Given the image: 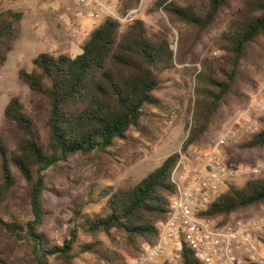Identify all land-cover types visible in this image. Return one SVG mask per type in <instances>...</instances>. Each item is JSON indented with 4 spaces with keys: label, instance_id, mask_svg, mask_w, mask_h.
<instances>
[{
    "label": "trees",
    "instance_id": "trees-1",
    "mask_svg": "<svg viewBox=\"0 0 264 264\" xmlns=\"http://www.w3.org/2000/svg\"><path fill=\"white\" fill-rule=\"evenodd\" d=\"M139 2L119 0L116 16L125 19ZM155 6L178 31L176 50L166 25L151 31L142 20L105 15L77 56L41 53L30 71H19L39 102L35 113H27L16 98L4 110L13 132L0 134V264H131L167 218L178 153L134 186H92L74 202L59 235L47 227V173L76 156L108 159L119 142L134 141L132 134H141L145 125L165 123L176 109L165 98H180L172 90L180 84L174 75L185 64L200 68L193 74L182 151L206 147L222 111L248 101L252 77L264 71V0H158ZM22 20V13L0 11V66ZM237 147L264 150V118L259 131ZM89 206L98 210L85 211ZM260 206L264 178L249 179L229 185L207 216L227 222ZM181 264L203 263L184 248Z\"/></svg>",
    "mask_w": 264,
    "mask_h": 264
},
{
    "label": "rangeland",
    "instance_id": "rangeland-1",
    "mask_svg": "<svg viewBox=\"0 0 264 264\" xmlns=\"http://www.w3.org/2000/svg\"><path fill=\"white\" fill-rule=\"evenodd\" d=\"M157 1L140 0L137 8L129 13L130 19L142 20L151 31L162 30L166 25L171 31V46L176 50L178 31L169 25L161 11H156ZM106 3L109 5L110 0H106ZM4 10H13L23 15V20L16 26L11 51L0 66V134L10 136L13 130L4 122L7 104L16 98L24 105L27 113H35L39 102L20 81L19 71H30L32 61L41 53L66 54L71 57L80 54V46L88 34L102 23L106 13L97 7L79 6L71 0H0V11ZM90 11L95 13L94 17L88 16ZM215 34L206 39L205 49L211 45ZM179 68L182 70L174 75V81L180 84L172 90L180 98L175 101L165 98L170 105L176 106L165 123L145 125L141 134H132L134 141L119 142L108 159L97 155L76 156L62 168L47 173L46 181L50 191L44 195V200L51 212L47 224L51 234L59 235L64 231L74 202L85 196L92 186L97 189L134 186L167 157L178 153L187 139L186 124L190 115L186 107L193 74L200 66L185 64ZM252 80L253 84L247 89L248 101L244 105L224 109L222 118L207 136L206 147L214 144L217 136L234 126L236 121L244 120V130L226 147L227 162L239 170V175L222 186L220 192L226 191L231 184L240 186L249 179L264 178V150H241L237 147L259 131L260 119L264 118V114L257 112L258 105L264 104V71L253 76ZM249 126H252L251 130H248ZM38 127L44 141L45 130L41 123H38ZM190 150L195 151L197 148L191 147ZM255 168L260 170V174L251 175L250 172ZM97 210V207L89 206L85 211L93 213ZM233 219L264 222V206L235 215ZM52 264L60 263L52 261Z\"/></svg>",
    "mask_w": 264,
    "mask_h": 264
},
{
    "label": "built area",
    "instance_id": "built-area-1",
    "mask_svg": "<svg viewBox=\"0 0 264 264\" xmlns=\"http://www.w3.org/2000/svg\"><path fill=\"white\" fill-rule=\"evenodd\" d=\"M73 3L116 16L119 0H71ZM92 16L95 13L93 11ZM264 114V104L257 107ZM246 116V115H244ZM244 120L221 132L214 144L199 150L178 151L170 181L175 193L167 218L158 224V235L145 244L131 264H181V252L191 250L203 264H264V222L208 217L211 203L222 193L220 188L239 175L226 159V147L244 130ZM252 126L248 127L251 130ZM251 175L260 174L255 168Z\"/></svg>",
    "mask_w": 264,
    "mask_h": 264
},
{
    "label": "crops",
    "instance_id": "crops-1",
    "mask_svg": "<svg viewBox=\"0 0 264 264\" xmlns=\"http://www.w3.org/2000/svg\"><path fill=\"white\" fill-rule=\"evenodd\" d=\"M88 16H90V17H93L92 16V12L90 11V12H88ZM95 16V15H94Z\"/></svg>",
    "mask_w": 264,
    "mask_h": 264
}]
</instances>
